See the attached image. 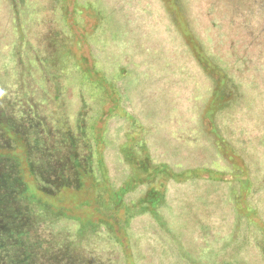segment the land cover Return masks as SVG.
Returning <instances> with one entry per match:
<instances>
[{
    "label": "trees",
    "instance_id": "16d2710c",
    "mask_svg": "<svg viewBox=\"0 0 264 264\" xmlns=\"http://www.w3.org/2000/svg\"><path fill=\"white\" fill-rule=\"evenodd\" d=\"M175 1L184 14L192 15L191 4ZM243 5L248 4L236 5L235 12L249 16ZM220 6L216 14L206 13L211 19L204 25L208 44L205 50L201 48L208 57L204 65L198 59L199 65L216 75L213 80L221 88L216 94L224 102L234 92L238 94L241 86L250 94L262 95L264 47L262 54L234 51L227 26H233V20L225 0ZM94 17L91 32L73 35L71 27H81ZM170 22L177 25L175 20ZM189 22L185 23L194 37ZM104 35L106 43L117 44L127 36L124 39L129 41L121 48L141 51L146 56L143 65L133 61V68L126 70L119 63L122 54L107 59L101 51L88 63L71 48L74 37L76 42L95 41L100 49ZM176 42L170 23L159 22L149 8L136 9L133 1L122 9L108 5L107 0H0V264H138L137 257L130 262L127 250L133 247L129 243L135 235L132 224L144 215L174 233L183 228L193 236L204 229L199 214L203 205L208 209L218 206L214 201L210 208L207 201L211 197L197 196V182L224 183L228 174L211 166L216 160L185 168L173 163L177 155L167 146L157 149L159 142L152 144L151 129L122 105L127 98L136 112L130 95L150 93L149 103L159 108L160 101L168 98L166 87L194 80L174 49ZM228 42L232 43L226 47ZM236 45L242 46L238 40ZM220 73L224 76L218 78ZM221 102L219 110L223 109ZM243 108L248 113L247 104ZM119 114L127 119L128 129L116 142L109 136L108 121ZM257 114L261 113L254 114L255 123L264 129V114L262 119ZM235 137L226 144L242 163L264 159V135L252 138L242 131ZM194 138L207 142L190 148H196V155L208 148L218 153L206 132ZM107 148L116 151L125 175L117 186L110 180ZM252 177L255 187L248 200L263 186L264 174ZM233 190L228 193L229 202L236 195L242 197ZM188 193L197 197L198 209H187L184 195ZM261 197L258 214L262 211L264 218ZM213 211L212 217L206 214V219L213 220L210 225L216 224ZM263 226H254L252 231L262 235V239L253 237L263 241L261 260ZM204 230L200 232L205 239L192 237L193 247L200 252L191 253L190 258H197V264H250L251 252L246 247L241 255L229 257L232 233H214L210 227ZM207 236L211 244L206 243Z\"/></svg>",
    "mask_w": 264,
    "mask_h": 264
},
{
    "label": "rangeland",
    "instance_id": "374dc122",
    "mask_svg": "<svg viewBox=\"0 0 264 264\" xmlns=\"http://www.w3.org/2000/svg\"><path fill=\"white\" fill-rule=\"evenodd\" d=\"M72 1L74 0H70L71 3ZM132 1L136 4V9L140 10L142 7L149 8L154 13H157V20L159 22L167 21L168 24L170 23L173 35L177 37V42L174 43V49L180 59L186 64L184 67L185 70L191 72L194 80L188 85L181 86L180 81V84H173L166 87L168 98L160 101L162 106L159 108L149 103L148 97L150 93H144L138 96L130 95L129 98H132L136 112L133 110L130 104L131 102L127 98L122 102L123 107L128 112H131L132 115L134 114L136 117L140 116L141 118L139 119H142L145 125L148 126L147 128L151 129L152 136L154 137L152 144L155 146L159 142L156 146L157 149L167 146L169 152L177 155L172 160L173 163H182L185 168L193 167L203 161L208 163V160H216L211 166H214L217 171H222L228 175L224 183L212 184L208 181L197 182L199 186L196 189L198 191V193L196 192L197 196L202 197V199L205 197V200L211 197L207 201L208 207L210 208L211 203L214 201L218 206V208L208 209L206 205H203L204 208L202 207V211L199 213L200 217H202V227L204 229L206 227L213 228L215 230L214 233L218 232L223 235L233 234L234 241L228 250L229 257L234 258L237 255H241V251L246 247L251 252V258L248 259L250 264H264V259L261 260L259 258L263 241H258V239L253 238L254 235L255 237L260 235L262 239V235L252 232L254 226H258L259 228L263 226V213L261 211L259 213L260 215L258 214V210L261 208L257 206V203L261 201V196L264 197V179L262 190H259L248 200V196L252 195L251 189L255 187L252 181H255L256 178L252 176H259L261 173L264 174V159L262 157L261 160L255 158L254 161L253 159H248L252 166L247 163L246 159L242 163L240 161L241 157L233 152V148H228L226 144L228 139L232 136L236 138L235 136H238L242 131L249 137L263 138L264 129L255 123L256 115L254 117V114L261 113L262 115H257L262 119L264 114V94H250L251 92H248V89L241 86L237 88L238 94L234 92L224 102L221 95L216 94L220 88V84L213 80L216 78V75H212L203 67L201 68L198 62L199 59L200 64L204 65L203 62L208 57L203 51V49L205 50L204 47L208 44L204 38V25L211 22L210 15L208 16L206 13L207 11H213L215 14L219 12L222 0H181V3L191 4V8L194 11L191 12V16L190 13L186 12L184 14L178 9V3L175 0H107V4L124 9ZM178 2L180 1L178 0ZM225 3L227 5L226 10L229 13L228 17L233 20V26L227 25L230 30L231 40L232 42L234 41L233 50L239 52L249 49L254 53L258 51L259 54H262L264 47V0H225ZM245 3L248 5L243 6L245 10H248L247 13L249 16L235 12L236 5ZM71 9L72 5H69V10ZM185 16L187 18L186 20ZM191 17H195L196 20L194 21ZM170 19L175 20L177 25H172ZM88 20L90 21L88 22ZM95 22V17L87 18L83 26L78 28L71 27L73 35L78 37L80 33L91 32V28ZM185 22H189L190 27L192 24L194 37L189 33ZM151 24H154L153 20ZM125 37L127 36L121 37L118 41L120 44H117L113 41L106 43V35L101 36L100 45L102 48L100 49L97 47L95 41L76 42V39L73 37L71 48L77 55L86 58L88 63L92 61L93 56H96L101 51V57L104 55V58L107 59L122 54L123 58L119 63L126 70L133 68V61L143 65L146 56L141 55V51L137 54L135 50H132V56V51H126L121 48L120 45L123 46L124 41H129L124 39ZM199 39L201 40L199 41ZM237 40L242 46L236 45ZM232 42H228L226 47ZM182 74L183 70L181 69L178 78H181ZM220 76L223 77L224 75L220 73L218 78ZM120 87V90L125 92L124 86L120 85ZM261 91L264 92V87H261ZM220 102L222 103L220 105L223 107L222 110L218 108ZM227 102L228 105H223V103ZM245 104L248 106V113L242 111ZM218 112L219 114H217ZM108 127L109 136L118 142L119 137L128 129L127 119L121 118L119 114L108 121ZM201 131L206 132L208 138L214 139L213 143L215 147L219 148L218 153L208 148L202 149V152L199 150L198 152L202 154L196 155V148L190 149L198 145L206 146L207 142L203 141V138H194L201 134ZM178 151H180V155H178ZM104 152L110 180L113 185L117 186L125 176L121 162L114 149L107 148ZM247 154L249 155L248 152ZM172 157L173 155L168 156L169 159H172ZM232 161L236 165L232 164ZM233 174L234 176L236 175L237 179L233 177ZM211 177L216 178L215 175H211ZM233 189L238 190L242 194V197L240 198V196L236 195V199L229 202L228 193L229 191L232 192ZM215 191L217 192L216 195L214 193ZM196 199L197 197L195 196L194 198L192 193L184 195V202L187 203V209L189 211L192 209L195 210V208L198 209L195 203ZM176 200H174L175 204L177 203ZM247 203H249V206ZM250 207H254V209ZM213 209H216V215L213 217L215 218L216 224L210 225V222L213 220L211 218L206 219L208 217L206 214L211 216L210 212H214ZM200 229L204 230L202 228ZM200 229L192 233L194 238H196L195 240L205 239V235L200 232ZM132 230L135 235L129 243L133 247L127 250V253L132 257L130 262L137 257L139 258L138 264H197V258H190L191 253L198 254L200 252L193 247L196 243L192 240L193 236H191V232L184 231L183 228L179 229L180 231H175V233L169 231L168 227L163 228L159 226L149 215L136 218L132 224ZM213 237L214 234L212 235ZM206 238V243L211 244L212 242L209 241V236ZM204 259L206 260V258Z\"/></svg>",
    "mask_w": 264,
    "mask_h": 264
}]
</instances>
